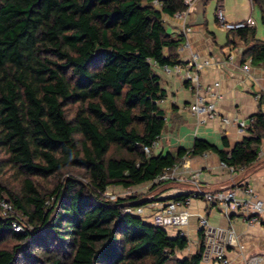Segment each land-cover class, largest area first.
<instances>
[{
	"label": "trees",
	"instance_id": "obj_1",
	"mask_svg": "<svg viewBox=\"0 0 264 264\" xmlns=\"http://www.w3.org/2000/svg\"><path fill=\"white\" fill-rule=\"evenodd\" d=\"M158 1L160 7L154 0H0V150L23 177L19 191L0 182V197L28 226L17 231V216L0 214V241H20L0 248V264H25L20 251L26 264H205L201 230L199 249L182 255L186 235L126 211L143 205L138 195H105L110 185L152 181L185 153L213 151L228 166H246L264 142L259 110L252 134L230 150L197 138L176 156L145 152L166 126L159 105L166 91L155 67L181 63L180 40L162 17L185 5ZM252 3L264 24V0ZM231 32L248 43L254 62H264L255 26ZM69 105H77L72 117ZM52 176L57 183L43 193L33 177Z\"/></svg>",
	"mask_w": 264,
	"mask_h": 264
},
{
	"label": "crops",
	"instance_id": "obj_2",
	"mask_svg": "<svg viewBox=\"0 0 264 264\" xmlns=\"http://www.w3.org/2000/svg\"><path fill=\"white\" fill-rule=\"evenodd\" d=\"M218 7L223 8L230 20H242L249 16L256 20L252 0L235 1L234 9H228L224 0H218ZM195 9L196 7L188 23L186 22L190 28L187 32L184 30L186 24L183 19L166 13H163L162 18L166 30L174 39L180 40L175 52L182 64L186 65L191 60L193 52H197L201 59H209L210 63L199 72V82L203 88L214 81L220 82L218 90L223 94L221 99L216 101L205 92L207 100L216 101L219 116L202 121V116L192 114L189 104L194 99L195 88L182 76L166 73L162 66H156L160 85L166 91V97L159 103L166 112V126L158 137V143L151 150L155 154L171 153L176 156L180 148H191L197 138L204 139L219 148L230 150L237 141L252 133L249 129L240 131L233 123H222L221 116L247 118L259 110L264 112V62H254L247 52L248 43L234 32L228 33L227 30L220 28L224 30L223 35L220 36L217 31H210L207 28L206 19L203 24H192L196 18ZM256 26L257 21L255 28ZM228 40H230L229 43H227ZM187 42L189 46H185ZM230 54L234 55L232 59L229 58ZM246 63H249L248 69L243 68ZM183 156L176 162L183 163L181 173L187 179L193 172L201 169L199 181L204 190L213 191L249 184L264 200V142L261 144L258 158L236 171L223 167L218 154L213 151H205L197 155L189 154L185 159ZM161 184L165 188L158 192L156 196L158 201L143 205L145 212L146 206L155 204L147 207L150 209L147 213L151 218L160 210L161 202L171 200L177 194L189 193L195 188L188 180L166 181ZM188 210L189 224L182 228L188 238L193 233H196L197 237L194 238L190 249L188 239V246L180 251L182 255L195 253L199 249L201 237L198 233V219L205 216L214 228L232 230L233 243L224 244L226 255L231 259L230 264H245V259L255 254L264 256V213L260 217V222L249 224L239 211H226L218 206L210 205L201 198L194 199L188 206ZM174 228L172 236L181 229V227Z\"/></svg>",
	"mask_w": 264,
	"mask_h": 264
},
{
	"label": "built area",
	"instance_id": "obj_3",
	"mask_svg": "<svg viewBox=\"0 0 264 264\" xmlns=\"http://www.w3.org/2000/svg\"><path fill=\"white\" fill-rule=\"evenodd\" d=\"M201 0H183L185 8L176 11L173 16L183 19L188 23L191 13ZM154 3L160 5L158 0H154ZM216 18L219 25L231 32L238 30L240 28L255 26L256 20L249 16L242 20H230L227 18L223 8L218 7L216 10ZM184 30L187 32L190 28L184 25ZM185 46H189V42ZM233 54L229 55L232 59ZM210 63L209 59H201L197 52H193L191 55V60L187 62L186 65L182 63L175 64H165L163 65V70L166 73H175L182 76L184 80L189 82L195 88V94L193 101L189 104V110L192 114H197L203 117L202 121L207 118L218 117V111L216 106V101L223 97V94L218 87L220 85L219 81H214L203 88L199 82V72L202 68ZM244 69L249 68V63L243 65ZM205 89V90H204ZM205 92L213 98L214 101L207 100ZM164 99L159 101L162 102ZM222 123H233L240 131H244L250 128L254 121V117L249 116L247 118L234 117L230 118L228 116H221ZM158 138L153 141L151 146H144V150L147 154H150L153 147L156 146ZM260 154V152H259ZM189 155V153L184 154V159ZM183 159V160H184ZM185 161V160H184ZM183 164V163H182ZM180 163H175L166 167L161 171L151 183H162L166 181H178L183 182L185 180L190 181L194 185V190L186 193L185 196L181 198H173L166 202H161V208L159 211L155 212L152 216L153 223L162 227H181L178 231L179 234H184L185 232L182 226L189 224L190 213L188 206L190 203L197 198H201L207 201L210 205L218 206L226 211H239L244 220L249 223L260 222V217L264 213V200L259 196L257 191L252 185H243L240 187H227L217 190H204L200 185L199 174L201 169L193 172L189 178L181 173ZM223 167H227L231 171H236L239 168L228 166L226 163L221 161ZM129 188V187H128ZM105 195L111 199H117L110 192L105 191ZM14 210L13 205L7 201L5 198L0 197V214L6 215ZM126 211H132V208L127 207ZM144 212V206L140 205L136 208L135 214H142ZM13 222V227L17 231L25 230L28 226L22 221L18 216ZM198 230L203 233V251H202V262L205 264H230L231 259L226 255L225 243H233L234 236L232 230H225L223 228H214L209 224L207 217H200L198 219ZM243 247V246H241ZM264 261V256L262 254H255L247 257L245 259V264H262Z\"/></svg>",
	"mask_w": 264,
	"mask_h": 264
},
{
	"label": "rangeland",
	"instance_id": "obj_4",
	"mask_svg": "<svg viewBox=\"0 0 264 264\" xmlns=\"http://www.w3.org/2000/svg\"><path fill=\"white\" fill-rule=\"evenodd\" d=\"M235 1H238V0H224V4L228 9H234ZM155 5L157 7H160V5H157V4H155ZM217 5H218V0H208L207 1L206 5H205V19H206L207 28L210 31H217L218 34L220 36H222L224 30L222 31L220 29L222 27L219 25L218 22L215 21ZM254 17L256 18V21H257V26H256L257 36L260 38H264V24L262 22L261 12H260V9L258 6H255ZM76 109H77V105L67 106V108H66L67 115L69 117H72L74 115ZM115 152H116L115 147L112 146V148L110 150V155L115 154ZM6 161H7V154L3 150H0V182L2 184H5L6 186L11 188L12 190L19 191L23 186V181H22L23 177L17 172V170L15 168H13L10 164H7ZM70 170L72 172H74V174H77V175H79V174H81V172H83V170H81L79 168H71ZM68 171L69 170H67L65 172L67 173ZM33 179H34L35 183L37 184V186L39 187V189L44 193V192H49L54 187V185L57 183L59 177H57V176H52V177H48V178L33 177ZM163 188H165L164 185L162 186V184H160V183L155 184V183H151L149 181L147 183L137 185L135 187H130V188H126V187L118 186V185H110L107 189V193L110 192L113 196H116L117 198L118 197L131 196V195L132 196L138 195L140 199H143L142 201H144V200L146 201V202L145 201L143 202V205H148L147 203H149V202L158 201L156 199V196L158 195V192H161L163 190ZM154 205L155 204L150 205V206H146L145 212L140 214L144 218L145 221L150 222V223H153L152 222L153 220L151 217L148 216L147 212L150 209H147V207H151ZM137 207L138 206L132 208V211L135 212ZM9 214H12L14 216H18L27 225L25 216H23L20 212L13 210ZM164 228L167 230L168 234H170V235L174 234V231H173L175 229L174 227L165 226ZM196 237H197L196 233H193L189 236V238H188L189 239V249L192 248L191 247L192 242L194 241V238H196ZM18 242H20V241L14 239V238H11V237L6 238L4 241H0V248H12V246L17 244ZM21 245H24V243L22 242ZM18 258H19V260H21L25 264H26V261L30 262L29 259H27L26 255L23 253V251H20L18 253Z\"/></svg>",
	"mask_w": 264,
	"mask_h": 264
},
{
	"label": "water",
	"instance_id": "obj_5",
	"mask_svg": "<svg viewBox=\"0 0 264 264\" xmlns=\"http://www.w3.org/2000/svg\"><path fill=\"white\" fill-rule=\"evenodd\" d=\"M204 5H205V1L204 0H201V1L198 2L197 6H196V9H195L196 18L193 20L192 24H197L198 25V24H203L204 23V21H205V18H204ZM144 201H141V203H143Z\"/></svg>",
	"mask_w": 264,
	"mask_h": 264
}]
</instances>
